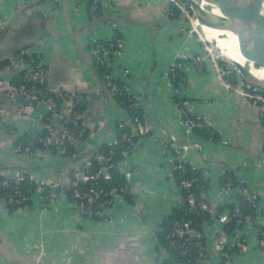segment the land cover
<instances>
[{
    "label": "crops",
    "instance_id": "0c3cea01",
    "mask_svg": "<svg viewBox=\"0 0 264 264\" xmlns=\"http://www.w3.org/2000/svg\"><path fill=\"white\" fill-rule=\"evenodd\" d=\"M168 6L166 0H102L93 23L85 0H0V19H9L0 30V53L36 47L48 69V87L78 90L87 129L86 140L74 148L73 156L22 157L12 152L14 143L28 130L43 131L44 122L34 111L22 114L18 100L0 127V165L20 166L43 179L74 181L76 164L71 159L110 144L116 124L127 116L115 99L105 98L90 44L107 41L114 31L120 33L124 48L111 74L137 96L141 117L150 127V134L136 136L134 149L118 156L114 166L130 198L112 190L110 205L92 219L81 215L69 199L42 208L33 198L16 211L0 205V264H164L159 236L164 222L179 210L181 194L176 172L164 157L165 142L189 138L199 146L188 148L187 159L208 173L213 205L230 210L225 205L235 201L234 193L225 199L217 194L227 171L264 197L260 110L217 82L208 59L201 73L189 63L184 66L187 80L182 91L188 113L219 134V142L193 131L188 135L182 125L174 99L177 87L168 83V69L177 55L203 56L205 47L185 32L182 19L166 16ZM121 66L129 70V77L121 75ZM22 82L12 79L13 85ZM261 211L259 221L264 222V201ZM259 230L264 228L251 233L253 242ZM235 264H264V250L252 243Z\"/></svg>",
    "mask_w": 264,
    "mask_h": 264
},
{
    "label": "built area",
    "instance_id": "2783aa9c",
    "mask_svg": "<svg viewBox=\"0 0 264 264\" xmlns=\"http://www.w3.org/2000/svg\"><path fill=\"white\" fill-rule=\"evenodd\" d=\"M166 1L171 5L165 12L168 17L174 16L175 11H178L187 21L191 19L192 10L188 4L179 0ZM101 3L102 0H85L87 18H96ZM8 20L0 19V30ZM118 33H112L106 45L97 44L90 50L94 63L101 70L100 79L107 94L111 98L125 100L124 112L127 119L116 124V135L108 150L95 154L87 161L82 167L81 177L74 181L43 179L31 172L18 170L0 171V190H10L3 197L0 195V205L16 211L28 206L33 198L39 201L42 208H50L58 201L69 199L79 207L81 215L88 219L110 205L111 199L102 197L103 184L112 182L116 190L119 186L110 173L116 164V157L125 156L134 149L136 136L145 137L150 134V127L140 115L137 96L111 74L114 64L118 65L123 58L124 46ZM190 33L197 34L201 40L196 27ZM201 41L204 45L208 43ZM205 52L209 55L217 82L246 103L258 106L263 122L264 92L244 80L219 53L212 56V48L206 47ZM206 59L207 57H195L191 54H180L174 58L168 69L167 81L177 87L174 92L177 99L184 98L182 88L187 80L183 72L184 66L189 63L201 73ZM129 74V70L121 66V75L129 77ZM14 77L21 78L23 82L13 85ZM18 100L22 114H26L25 110L40 114L44 129L43 132L28 131L27 134L31 137L29 143L24 148L19 145L12 147L13 153L39 159L46 157L51 153V148H54L58 151L56 156L64 158L67 146L74 149L82 145L83 141L79 137L86 129V123L78 112V107L83 102L79 92L77 89L48 87V69L44 65L42 53L36 47L0 53V127L15 111L14 103ZM176 107L188 135L195 129H205L210 133L206 124L187 115V102ZM164 144V157L172 164L181 190L177 200L181 216L170 217V233L164 238L166 258L173 253L188 264H235L237 257L243 256L252 243L256 248L264 250V231L259 230V239L255 242L251 237L255 229L264 228V222L259 221L264 197L250 191L245 182L234 175L235 178H227L218 186L217 194L220 199L228 198L232 193L235 195L232 208L220 210L209 200L208 173L188 163V148L195 146L198 150L199 146L189 138L185 142L170 141ZM109 195L110 193L107 194ZM243 206H246L247 212Z\"/></svg>",
    "mask_w": 264,
    "mask_h": 264
},
{
    "label": "water",
    "instance_id": "95a60500",
    "mask_svg": "<svg viewBox=\"0 0 264 264\" xmlns=\"http://www.w3.org/2000/svg\"><path fill=\"white\" fill-rule=\"evenodd\" d=\"M179 1L188 4L193 14H197L202 21L212 24L219 29L231 31L245 45L264 54V0ZM94 19L93 23L97 21ZM101 89L105 98H111L102 83ZM259 90L264 92L263 88H259ZM98 152L99 149L92 150L85 156H75L71 159V163L76 164V172L72 177L73 180L81 177L82 167ZM13 169L23 171L26 168L0 165V171Z\"/></svg>",
    "mask_w": 264,
    "mask_h": 264
},
{
    "label": "bare ground",
    "instance_id": "6f19581e",
    "mask_svg": "<svg viewBox=\"0 0 264 264\" xmlns=\"http://www.w3.org/2000/svg\"><path fill=\"white\" fill-rule=\"evenodd\" d=\"M194 23L201 40L212 43L244 80L257 89H264V54L245 45L235 34L209 24L194 14ZM203 38V39H202Z\"/></svg>",
    "mask_w": 264,
    "mask_h": 264
},
{
    "label": "trees",
    "instance_id": "16d2710c",
    "mask_svg": "<svg viewBox=\"0 0 264 264\" xmlns=\"http://www.w3.org/2000/svg\"><path fill=\"white\" fill-rule=\"evenodd\" d=\"M169 4V6L168 7H170L171 5H170V3H168ZM101 9V8H100ZM167 16V15H166ZM181 14L178 12V11H175V15L174 16H172V17H170V18H175V19H181ZM113 33H118L117 31H114ZM118 36L122 39V37H121V35H120V33H118ZM112 37V36H111ZM109 40V39H108ZM107 40V41H108ZM106 40H104V41H102V40H95V41H93V42H91V44H90V50L91 49H93L94 48V46L95 45H97V44H102V45H106L108 42H107ZM18 51V50H17ZM15 52V51H14ZM11 53H13V52H11ZM90 56H91V54H90ZM92 57V56H91ZM42 59H43V56H42ZM43 62H44V59H43ZM45 65V64H44ZM93 66L96 68V72H97V74H98V76H99V81H100V85H101V79H100V72H101V70H100V68H98L97 67V64H95L94 62H93ZM45 67H46V65H45ZM175 85H177V84H175ZM80 98H81V96H80ZM82 99V98H81ZM114 99V98H113ZM175 99V103H176V105L177 106H179V105H182L184 102H186L187 101V99L186 98H182V99H180V98H178L177 99V97H175L174 98ZM116 100V102L118 103V105H121L122 106V108H123V110H125L124 108H125V106H124V101L125 100H123V99H121V98H116L115 99ZM123 104V105H122ZM84 109H85V104L82 102V103H80V106L78 107V112H79V115H81L82 114V112L84 111ZM139 112H140V115H141V110L139 109ZM188 116H191V117H193V118H195L194 116H192V115H190L189 113L187 114ZM82 119V118H81ZM196 120H199V119H197V118H195ZM200 121V120H199ZM200 122H202V121H200ZM263 122H264V119H263ZM203 123V122H202ZM6 128H8V130H12V128H10V127H6ZM208 130H210V133L209 132H206L205 131V129H202V130H199V129H195V130H193V132H197L198 134H202V135H205V136H207V138H210V139H212V141L213 142H219V134H217L214 130H212L209 126H208ZM29 131V130H28ZM28 131H26L25 132V134L24 135H22V137H20L17 141H16V143H14V145H13V147H17L18 145L19 146H21V148H24V146H26L28 143H29V141H30V139H31V137H30V135L29 134H27V132ZM36 132H43L42 130L40 131H36ZM82 141H84V140H86V138H87V129H85L84 130V132H83V135L82 136H80L79 137ZM36 147H39V146H37L36 145ZM108 148H109V145H104L100 150H99V152H104V151H106V150H108ZM40 149H42V148H40ZM57 150H55L54 148H51V153H53L54 155H56L57 154ZM98 152V153H99ZM64 155L66 154V155H69V156H73V155H75V150L71 147V146H67L66 147V149H65V152L63 153ZM22 156V155H21ZM118 156H121V155H118ZM118 156L116 157V160H115V163L117 162V158H118ZM23 157V156H22ZM25 157V156H24ZM25 158H28V157H25ZM29 159H31V158H29ZM35 159H37V158H35ZM35 159H33V160H35ZM39 159H42V158H39ZM38 160V159H37ZM114 169H115V167L113 168V169H111L110 170V173H111V175H112V178H113V180L115 181H118V184H119V186H117L118 188H117V190H116V186L112 183V182H106V183H104L103 184V188H104V193H103V196L102 197H107L108 199H110V197L109 196H107V194L108 193H110L112 190H115L116 191V193H119V195H122V196H124L126 199H128V198H130L129 196V194L127 193V192H123V190H124V188H125V186H124V184L122 183V178L120 179V176H119V174L116 172V171H114ZM227 178H235L234 177V173L232 172V171H227V172H225L224 174H223V181H222V183L221 184H223L224 182H225V180L227 179ZM25 186L27 187V184H25ZM123 189V190H122ZM10 192V190H5V191H3V190H0V195H1V197H3L5 194H7V193H9ZM232 205L233 204H231V205H229V206H227V205H225V207H229V208H232ZM245 205V204H244ZM217 207H219V209L221 210V209H223V207H221V205L220 206H217ZM243 207H245L244 208V210L247 212V208H246V206H243ZM172 216H176V217H180L181 216V214H180V211L178 210L175 214H173V215H171L170 217H172ZM170 217H168V219L164 222V224H163V227H162V233H161V236H159V239L161 240L162 239V247L163 248H166V241H164L165 239V237L170 233V227H169V225H168V220L170 219ZM206 220H208L207 218H205ZM168 242V241H167ZM164 264H188L185 260H183V259H181L180 257H178L176 254H170V256L168 257V258H166L165 259V262H164ZM189 264H193V263H189Z\"/></svg>",
    "mask_w": 264,
    "mask_h": 264
},
{
    "label": "rangeland",
    "instance_id": "374dc122",
    "mask_svg": "<svg viewBox=\"0 0 264 264\" xmlns=\"http://www.w3.org/2000/svg\"><path fill=\"white\" fill-rule=\"evenodd\" d=\"M166 12V11H165ZM181 17V16H180ZM191 19L190 20H186V19H184L183 18V16L181 17V19H182V21L185 23L184 25H185V32L187 33V34H189V35H193V36H195V37H198V35L197 34H192V33H190V31L191 30H193V28L195 27V24H194V20H193V17H194V14H193V12H192V14H191ZM212 44V43H211ZM208 44V43H205V45L203 46V47H209V48H212V53H210L212 56H216L217 55V49L215 48V46L212 44ZM192 55V54H191ZM192 56H195V55H192ZM195 57H207V59L208 60H210L209 59V55H207V53L205 52L204 53V55L203 56H195ZM225 58V57H224ZM226 59V58H225ZM227 60V59H226ZM228 61V60H227ZM228 65H230L231 66V64L230 63H228Z\"/></svg>",
    "mask_w": 264,
    "mask_h": 264
}]
</instances>
